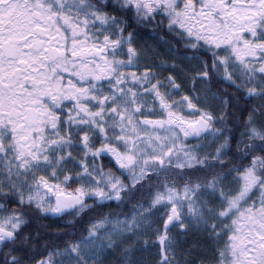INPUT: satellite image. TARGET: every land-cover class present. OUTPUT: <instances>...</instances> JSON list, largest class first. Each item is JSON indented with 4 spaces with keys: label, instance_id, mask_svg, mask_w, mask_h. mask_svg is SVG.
I'll use <instances>...</instances> for the list:
<instances>
[{
    "label": "snow or ice",
    "instance_id": "1",
    "mask_svg": "<svg viewBox=\"0 0 264 264\" xmlns=\"http://www.w3.org/2000/svg\"><path fill=\"white\" fill-rule=\"evenodd\" d=\"M0 252L264 264V0H0Z\"/></svg>",
    "mask_w": 264,
    "mask_h": 264
},
{
    "label": "trees",
    "instance_id": "2",
    "mask_svg": "<svg viewBox=\"0 0 264 264\" xmlns=\"http://www.w3.org/2000/svg\"><path fill=\"white\" fill-rule=\"evenodd\" d=\"M62 221L58 220H45V221H35L31 227L30 231L32 235H35L36 231H39L41 237L47 236L50 230H54L56 228L64 227ZM36 243H41L42 240L35 241ZM0 264H3V253L0 252Z\"/></svg>",
    "mask_w": 264,
    "mask_h": 264
}]
</instances>
